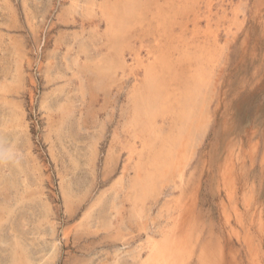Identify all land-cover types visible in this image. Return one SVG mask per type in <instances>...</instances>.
<instances>
[{
    "label": "rangeland",
    "instance_id": "374dc122",
    "mask_svg": "<svg viewBox=\"0 0 264 264\" xmlns=\"http://www.w3.org/2000/svg\"><path fill=\"white\" fill-rule=\"evenodd\" d=\"M181 233L173 264H264V0H0V264Z\"/></svg>",
    "mask_w": 264,
    "mask_h": 264
},
{
    "label": "bare ground",
    "instance_id": "6f19581e",
    "mask_svg": "<svg viewBox=\"0 0 264 264\" xmlns=\"http://www.w3.org/2000/svg\"><path fill=\"white\" fill-rule=\"evenodd\" d=\"M103 9L105 10L104 11V14L106 15V16H108L110 19H113L114 18V16H112L111 15V13H110V9L108 8V7H105V6H103ZM111 30V29H110ZM113 32V31H112ZM200 39V38H199ZM215 40V39H214ZM190 43V42H189ZM184 49V48H183ZM185 51V50H184ZM186 51H187V48H186ZM186 51L183 53V54H187L186 53ZM182 52H183V50H182ZM183 54L181 55V57L183 56ZM150 67V66H149ZM148 68V67H147ZM199 68V67H198ZM155 70V69H154ZM149 72L150 71V69L148 68L145 72ZM152 71V70H151ZM151 74V73H150ZM155 74V73H154ZM148 75H149V73H148ZM151 75H153V74H151ZM156 75V74H155ZM154 75V76H155ZM156 78H157V75H156ZM153 79H154V77H153ZM152 79V81L154 82L155 81V79L153 80ZM159 81V80H158ZM156 82V81H155ZM150 84V83H149ZM159 85H160V83H158ZM152 85V84H151ZM155 85H157V84H155ZM161 86V85H160ZM141 87V86H140ZM187 92V91H186ZM192 92V91H191ZM191 92H189V94L187 95V93L185 94L187 97H186V99L187 98H189L190 96H191ZM179 95V94H178ZM182 95L183 94H181V92H180V96L177 98V100L179 99V98H181L180 99V101L182 100ZM150 94L148 95V96H146L145 98H150ZM156 96V95H155ZM154 95L153 96H151L152 98L153 97H155ZM196 95H194V96H191V98H189V100H186L188 103H190V105L191 104H193V106H191L192 107V109L194 108L195 109V111H196V108L194 107V105L195 104H197V97H195ZM183 97H185V96H183ZM163 101V100H162ZM179 101V102H180ZM199 101V100H198ZM178 102V103H179ZM182 104V108H181V111H182V113H184L185 111H183V109L186 107V104H185V102L184 103H181ZM190 109V108H189ZM151 110H153V109H151ZM150 110V112H148V113H144V114H146V117H147V119H146V121H145V123H144V131L146 130V133L148 132L149 134H151V131L150 130H152L151 128H152V126H154V124H153V122L151 121V114H153L154 112V110L153 111H151ZM140 114V113H139ZM140 117V116H139ZM142 119V118H141ZM141 119H140V122H141ZM145 120V119H144ZM143 121V120H142ZM224 121V120H223ZM143 123V122H142ZM143 125V124H142ZM157 127H159V126H157ZM185 128H183V130L181 131V133L180 134H184V131L186 130V126H184ZM154 128V127H153ZM143 131V130H142ZM135 135V134H134ZM186 135V134H185ZM181 136H184V135H181ZM189 137V136H188ZM188 137L187 136H185V138L186 139H188ZM137 138H139V137H137ZM136 138V139H137ZM146 138H148V136H146V137H144L143 136V138L142 139H144L143 141H142V143L144 144V145H147V139ZM184 137L182 138V140H186ZM141 139V140H142ZM151 140V139H150ZM136 142V141H135ZM183 142V141H182ZM165 143V142H164ZM257 143V142H256ZM135 144V143H134ZM149 148H150V146H149V144L147 145ZM136 147V146H135ZM229 147V146H228ZM134 148V147H133ZM140 148V147H139ZM172 148V146H170V147H168V149H171ZM227 148V147H226ZM166 152H171V150H166ZM250 154V153H249ZM243 157V156H242ZM228 159V158H227ZM243 159V158H242ZM226 162H227V160H225ZM243 163H244V161H243ZM227 164V163H226ZM228 165V164H227ZM231 174V173H230ZM241 175V174H240ZM232 178V177H231ZM235 184V183H234ZM232 187V186H231ZM189 205V204H188ZM187 205V206H188ZM189 208V207H188ZM189 210V209H188ZM186 219V218H185ZM184 224V223H183ZM180 226V225H179ZM184 236L187 238V242H186V240L184 241V238L185 237H183V235H182V233H181V235L180 236H177V235H174V234H172V235H170V234H168L167 236H165V238H164V240H161V241H159V242H156V243H152L153 244V246H152V248H151V253H150V255L144 260V262H142L141 264H154V257H156V259H158V260H160V264H173L172 262L174 261V260H176L177 259V257H179V259H181V254H179L182 250H183V248H185V246L187 245V248H188V251L187 252H189V255L190 254H193V251H194V247L192 246V242L193 241H191V237L189 236L188 237V235L187 234H185L184 233ZM180 237H183V238H180ZM185 238V239H186ZM162 239H163V237H162ZM189 241V242H188ZM190 243V244H189ZM185 244V246H183ZM160 245L162 246V249L160 248ZM189 246V247H188ZM208 250V248H204L203 250H202V252L200 253V255H199V258H198V260H199V264H203V262H205V260L204 259H206V253L208 252L207 251ZM178 253V254H177ZM177 263H178V261H177Z\"/></svg>",
    "mask_w": 264,
    "mask_h": 264
}]
</instances>
